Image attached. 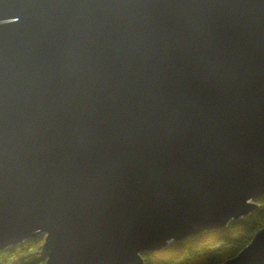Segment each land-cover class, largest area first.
Here are the masks:
<instances>
[{"label":"clouds","instance_id":"9594fccd","mask_svg":"<svg viewBox=\"0 0 264 264\" xmlns=\"http://www.w3.org/2000/svg\"><path fill=\"white\" fill-rule=\"evenodd\" d=\"M0 16V210L63 245L186 130L191 83L223 79L220 46L200 12L163 0H0Z\"/></svg>","mask_w":264,"mask_h":264},{"label":"water","instance_id":"95a60500","mask_svg":"<svg viewBox=\"0 0 264 264\" xmlns=\"http://www.w3.org/2000/svg\"><path fill=\"white\" fill-rule=\"evenodd\" d=\"M200 12L225 72L194 80L186 130L108 188L82 234L54 244L39 221L0 210V252L45 235L46 264H144L170 242L225 228L264 196V0H163ZM5 19L8 23L3 22ZM12 18L0 16V28ZM222 264H264V228Z\"/></svg>","mask_w":264,"mask_h":264},{"label":"trees","instance_id":"16d2710c","mask_svg":"<svg viewBox=\"0 0 264 264\" xmlns=\"http://www.w3.org/2000/svg\"><path fill=\"white\" fill-rule=\"evenodd\" d=\"M257 203L255 211L231 220L223 229L172 241L157 253H143L144 264H222L235 258L264 228V196ZM44 242L42 235L11 246L0 252V264H46Z\"/></svg>","mask_w":264,"mask_h":264},{"label":"rangeland","instance_id":"374dc122","mask_svg":"<svg viewBox=\"0 0 264 264\" xmlns=\"http://www.w3.org/2000/svg\"><path fill=\"white\" fill-rule=\"evenodd\" d=\"M42 236V235H41ZM44 236V239H45V235H43Z\"/></svg>","mask_w":264,"mask_h":264}]
</instances>
